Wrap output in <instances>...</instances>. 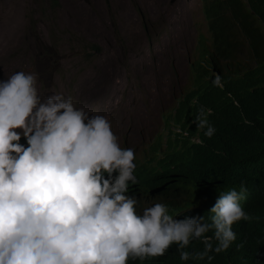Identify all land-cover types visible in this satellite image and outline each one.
Here are the masks:
<instances>
[{
    "label": "clouds",
    "instance_id": "clouds-1",
    "mask_svg": "<svg viewBox=\"0 0 264 264\" xmlns=\"http://www.w3.org/2000/svg\"><path fill=\"white\" fill-rule=\"evenodd\" d=\"M201 1L203 12L221 2L228 17L224 0ZM200 34L206 37L201 44ZM199 36L189 63L191 86L164 112L170 123L164 145L156 134L142 160L106 112L78 109L71 96L43 97L38 74L18 71L0 81V264H128L163 256L173 244L183 261H211L210 253L230 248L237 239L233 225L251 219L241 204L247 198L244 184L239 191L220 192L211 223L199 215L176 219L198 201L169 212L156 200L147 207L153 195L138 191L167 148L179 147L192 128V140L198 141L203 129L209 138L215 134L211 108L199 109L198 88L208 81L221 85L228 72L222 71L210 31ZM235 67L232 63L229 70ZM231 75L239 77L238 71ZM194 240L204 244L203 251L184 250Z\"/></svg>",
    "mask_w": 264,
    "mask_h": 264
},
{
    "label": "rangeland",
    "instance_id": "rangeland-1",
    "mask_svg": "<svg viewBox=\"0 0 264 264\" xmlns=\"http://www.w3.org/2000/svg\"><path fill=\"white\" fill-rule=\"evenodd\" d=\"M59 1L52 13L39 0H0V81L38 74L43 97L71 96L78 109L106 112L142 160L156 134L164 145V112L191 86L199 33L209 35L202 1Z\"/></svg>",
    "mask_w": 264,
    "mask_h": 264
},
{
    "label": "trees",
    "instance_id": "trees-1",
    "mask_svg": "<svg viewBox=\"0 0 264 264\" xmlns=\"http://www.w3.org/2000/svg\"><path fill=\"white\" fill-rule=\"evenodd\" d=\"M39 1L52 13L60 4L59 0ZM245 4L253 12H247ZM223 9L228 10V17L221 2H211L204 12L213 49L222 60V71L228 73H222L221 85L208 81L198 88L199 109L211 108L209 122L215 134L209 138L203 129L197 132L199 140H192L196 135L192 128L179 147L167 148L158 169L148 171L149 178L138 191L155 194L156 203L167 204L169 212L180 208L182 202L204 200V204L180 208L176 219L199 215L211 223L214 213L210 210L220 192L231 188L239 191L244 184L247 198L241 204L251 219L233 225L237 239L227 251L210 253L214 256L211 261H183L181 250L173 244L163 256L130 260L128 264H264V0H224ZM205 39L200 34L198 42ZM232 63L236 67L229 70ZM237 71L239 77L233 79L231 73ZM203 249L204 244L194 240L184 250L194 253Z\"/></svg>",
    "mask_w": 264,
    "mask_h": 264
},
{
    "label": "bare ground",
    "instance_id": "bare-ground-1",
    "mask_svg": "<svg viewBox=\"0 0 264 264\" xmlns=\"http://www.w3.org/2000/svg\"><path fill=\"white\" fill-rule=\"evenodd\" d=\"M144 63H146V62H145V60H144V62H143V65L145 66V64H144ZM149 121H151V120H149ZM145 123H147V122H145Z\"/></svg>",
    "mask_w": 264,
    "mask_h": 264
}]
</instances>
